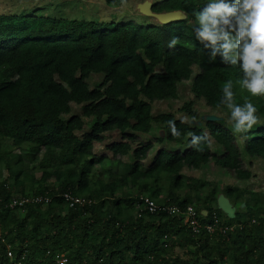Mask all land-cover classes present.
Masks as SVG:
<instances>
[{"label":"trees","instance_id":"16d2710c","mask_svg":"<svg viewBox=\"0 0 264 264\" xmlns=\"http://www.w3.org/2000/svg\"><path fill=\"white\" fill-rule=\"evenodd\" d=\"M207 3L155 1L148 7L150 14L185 16L160 25L126 17L99 23L0 16V141L27 146L30 161L40 156L41 177L37 182L27 179L38 189L29 196L21 191L20 196L48 199L44 205L9 210L12 191L5 186L7 177L0 181V264H56V255L63 256L65 264H264V207L253 206L247 219L237 215L225 221L217 211L206 209L199 215L195 210L201 225L215 220L217 229H227L223 235L215 230L208 236L201 228L192 235L180 217L165 211L149 215L142 200L125 193L115 197L126 187H139L157 206L184 211L190 197L178 193L203 185L184 172L211 164L243 183L251 174L242 168L241 153L264 165L263 96L232 88L234 103L244 104L240 92L258 109V123L243 133L241 150L226 127L211 121L202 128L191 123L198 119L192 106L199 101L231 120L230 110L221 104L223 86L243 77L238 66L224 64L219 57L211 61L195 37L193 12ZM173 37L179 42L170 48ZM94 75L99 81L89 87L86 80ZM187 82L192 99L177 110L186 123L167 112L152 114L153 104L175 101L177 89ZM170 120L178 138L172 135ZM153 124L161 128L163 138L144 142L140 137L147 136ZM112 135L116 141L106 143L103 136ZM193 135L207 137L203 151L191 145ZM162 140L177 150L158 149L145 166L154 144ZM96 145L102 146L104 156L94 152ZM210 145L218 155L211 153ZM7 156L0 153L4 166L10 163ZM126 156L130 161L121 162ZM105 162L119 172L111 170L109 181L92 189L91 169ZM5 169L13 185L23 184L19 167ZM48 179L54 186H45ZM165 183L166 196L160 200ZM225 191L227 196L243 193L236 188ZM64 194L80 204L67 208ZM127 209L136 211L134 219L126 217Z\"/></svg>","mask_w":264,"mask_h":264},{"label":"rangeland","instance_id":"374dc122","mask_svg":"<svg viewBox=\"0 0 264 264\" xmlns=\"http://www.w3.org/2000/svg\"><path fill=\"white\" fill-rule=\"evenodd\" d=\"M158 0H120L118 5H107L104 0H0V16H28L32 18H54L64 19L65 21H95L99 23L116 22L122 17H126L134 20L135 22L142 24H153L160 25L166 22H176L185 20V16L181 14H165L162 15L150 14L148 7L151 3ZM193 72L197 71L193 68ZM99 81V77L94 75L87 78L86 82L89 87H93ZM234 87H240L239 81L233 82ZM242 90V89H241ZM241 101L245 103L247 100L241 93H238ZM264 97V96H263ZM192 99L189 93V83H184L177 89V96L175 101H162L152 105V114L156 115L159 113H169L177 120H181L186 123L185 118L180 115L177 110L184 104L188 103ZM236 104H240V101H236ZM74 113H78V108H72ZM192 109L197 113L198 119L191 122L192 125L202 128L203 124L207 122H213L220 126H224L229 129L237 139V145L241 150V143L244 141L243 133H236L234 131V123L225 115L218 112H212L205 109L202 102L194 103ZM163 132L161 128L153 124L152 130L147 136L140 137L144 142L154 141L158 138L162 139ZM106 143L116 141V137L103 136ZM163 141V140H162ZM132 148L135 145H131ZM211 153L218 155V151L213 145H210ZM158 149H166L169 151L177 150V147L171 146L165 141L161 143H155L153 149L148 154V159L144 165L148 166L151 158ZM94 152L98 155L104 154L102 146H95ZM0 153L7 154V166L0 163V181L3 179L6 181V188L11 190V199L20 197V192H24L25 195L29 196L33 191H36L38 187L34 184L28 183L29 178H32L34 182H37L41 177L42 169L39 167V157H35L32 161L29 160V152L27 146L21 145L19 148L10 146L7 141H0ZM56 153V152H55ZM19 156V164L12 165L15 162L16 157ZM104 156V155H102ZM109 156V155H108ZM129 158L124 157L121 162L128 163ZM241 161L243 170L248 171L251 174V178L248 181L240 183L233 179L231 172L217 171L211 164L207 165L206 168H202L196 171L184 172L183 175L187 178H193L194 180L200 181L203 185L200 186L196 191H185L178 193V197L188 195L190 197L188 206L194 208L199 212V215H205L206 209L217 211L220 214L221 220L232 219L235 216H245V219L249 217L247 215L248 210L252 209L253 206L264 207V165L260 160L252 159L248 160L246 156L241 153ZM6 167L10 169V172L19 167L23 184L13 185V179L9 177L8 172L5 171ZM114 167H111L109 162H105L104 165L95 164L89 175V185L93 188L98 187V183L106 184L109 181V177H112ZM27 177V178H26ZM26 178V179H23ZM97 184V185H96ZM45 186H54L51 179H48ZM226 188H236V190L242 191V194H238L235 191L232 196L226 195ZM122 193L130 199H147L148 194L140 192V188H130L115 194L118 197ZM166 196V183L163 186V193L160 196V200H163ZM123 208L125 205L122 206ZM136 211H129L127 209L126 217L129 220L134 219ZM198 214V213H197Z\"/></svg>","mask_w":264,"mask_h":264},{"label":"clouds","instance_id":"9594fccd","mask_svg":"<svg viewBox=\"0 0 264 264\" xmlns=\"http://www.w3.org/2000/svg\"><path fill=\"white\" fill-rule=\"evenodd\" d=\"M193 31L196 39L208 50L211 61L219 57L224 64L238 66L243 73L241 87L253 97L264 96V0H208L202 10L194 11ZM178 37L169 41L173 48ZM233 83L223 86L221 104L231 112L236 133H246L258 123V109L249 100L243 105L234 103ZM172 135L180 133L174 121H168ZM207 137L193 135L191 145L203 151Z\"/></svg>","mask_w":264,"mask_h":264},{"label":"built area","instance_id":"2783aa9c","mask_svg":"<svg viewBox=\"0 0 264 264\" xmlns=\"http://www.w3.org/2000/svg\"><path fill=\"white\" fill-rule=\"evenodd\" d=\"M63 203L67 206V208H72L75 205L80 204V200L77 198H73L69 194L62 195ZM48 199L41 197H17L12 198L9 204L6 206L7 209H21L23 206L27 205H41L46 204ZM143 208L147 211V214L152 215L157 211H165L170 216L180 217L182 220V224L186 226V228L191 232L192 235L197 234L198 230L203 228L208 236H211L215 230L218 231L219 234L223 235L227 228L225 229H217L215 220L212 221L211 225H201L198 222V219L195 216L196 211L191 206H187L184 211H181L178 208H168L167 206H157L155 203L149 201L148 199H142ZM6 257L10 259L11 255L8 252ZM56 264H65V260L63 256L56 255L55 256Z\"/></svg>","mask_w":264,"mask_h":264}]
</instances>
